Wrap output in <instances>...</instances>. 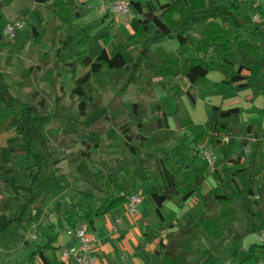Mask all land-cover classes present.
Masks as SVG:
<instances>
[{
	"label": "trees",
	"instance_id": "1",
	"mask_svg": "<svg viewBox=\"0 0 264 264\" xmlns=\"http://www.w3.org/2000/svg\"><path fill=\"white\" fill-rule=\"evenodd\" d=\"M133 1L131 0L132 4ZM14 2L15 0H0V41L5 38L3 10ZM33 2L52 9L56 17L70 16L75 9V4L66 0ZM147 7L148 14L138 19L136 31L127 38L122 39L115 34L104 35L105 47L98 52L96 58H92L89 52L90 32L105 23L109 14L67 30L66 34L79 37L78 50L71 59L64 61L61 59L62 51L69 45L68 39L60 37V32L65 29L64 22L56 19L50 25L35 21L30 23L28 35L31 45L44 48L40 51V61L35 66L38 70L45 71L42 80L54 82L59 71L64 78L70 77L74 83L71 95L79 98L78 111L81 117L89 116V109L94 102L91 90L94 75L105 69L112 71L119 82L127 87L136 85L143 89V83H153L152 76H143L146 70L144 62L150 61L154 64L155 76H182L187 79L188 85L183 87L176 84L170 89L176 102L173 112H169L165 100H156L152 105L154 114L148 116L143 101H133V121L127 112L115 115L119 108L125 107V103L121 101L115 106L117 100H112L98 116L93 119L88 117L86 131L102 134L111 127L118 128L124 136L120 154L97 151L99 142H92L84 133L67 128L60 134L56 128L48 129L49 136L43 141L51 138L61 144L67 140L66 149L53 152L64 153L63 157L77 169V174L72 177L66 174L62 176L54 169L45 181L41 180V176L48 156L38 150L24 121L25 117L36 114L32 103L15 98L21 105L18 112L12 103H7L0 97V104L3 103L13 111L7 129L14 128L16 131V135L9 138L6 146L0 145V176H5L9 184L14 183L17 191L31 193L27 205L33 204L41 196L52 197V190L54 187L58 188L61 176L75 191L74 198L78 196L72 202L74 206L67 215V222H51L40 239L27 238L20 242V254L28 264H38V260L41 264H54L47 251L55 252L60 248L56 243L62 230L83 223L93 229L98 217L128 202V193H116L114 187L107 190L105 183L97 180L98 176L108 180L110 186H118L123 173H132L143 182L152 180L149 194L161 217V207L165 202L181 193L185 200L195 193H202L207 183L209 166L203 160L198 146L208 138L214 146L227 145L228 141L223 140V136L231 138L233 125L239 122L242 111L238 106L227 108L215 105L211 109L212 115L205 122L198 123L194 120L187 102L195 107L200 99H205L212 71L223 73L228 82L251 86L255 95L264 91L263 7H258L262 20L254 26L236 18L234 10L237 9L240 13L243 10L241 4L236 2L232 3L231 8H227L218 0H171L155 8L148 1ZM111 22L109 26H112ZM197 25L202 28L199 34ZM159 35L176 38L178 46L173 51L162 45L154 48L153 37ZM114 38L117 42L109 50ZM7 61H10V56ZM62 63L63 66L60 67ZM78 66L89 69L78 76ZM35 67L26 69L24 74H29ZM7 75L8 73L0 71V92L10 88ZM22 77L17 79L19 85L23 84ZM32 95L41 108H47V91L39 89ZM119 95L121 93L117 97ZM170 116L176 117L182 131L172 127ZM231 117L232 122H227ZM17 154H24L29 163L23 167L22 176L15 177L12 181V176L16 173L11 162ZM60 159H55L54 164L57 165ZM223 162L224 165L220 168L218 161L215 169L226 186L211 187L206 193H202L200 218L197 221L187 219L182 227L168 232L169 243H163L161 249L156 251V264H189V256L196 253L194 242L199 236L209 245V249L200 255L201 258L218 252L225 235L236 233L247 217H254L258 211L263 210L256 195L264 196V187L258 186L260 178L255 165L251 163L243 166L241 153L236 157L225 156ZM90 165H98L100 171L93 172ZM81 179L85 182L86 191H91V194L81 190ZM25 180H30L31 184H27ZM36 187L37 191L34 190ZM63 201L58 200L57 205L61 207L64 205ZM216 204L225 208L218 217H212L208 212ZM9 210V203L3 204L0 201V242L3 233L14 223L25 221L24 211L11 217ZM255 247L257 245L252 246ZM259 247L264 249V243ZM0 264L21 263L19 257L12 259L10 251L0 243Z\"/></svg>",
	"mask_w": 264,
	"mask_h": 264
},
{
	"label": "crops",
	"instance_id": "2",
	"mask_svg": "<svg viewBox=\"0 0 264 264\" xmlns=\"http://www.w3.org/2000/svg\"><path fill=\"white\" fill-rule=\"evenodd\" d=\"M66 1L75 4V10L72 14L75 15L76 13L78 18H82L83 5H89L90 2L89 0ZM148 1L152 2L155 8H158L160 4L169 2L171 0H134L129 14L119 16L114 15V13H110L107 21L102 24L108 27V33L102 34L101 38L107 34H115L119 36V38L125 39L129 35L133 34L138 27V19L148 14ZM218 1L224 6L225 3L229 4L228 0ZM234 2L239 3L238 0H234ZM34 6L39 7L37 11H40V7H42L35 2L33 7ZM104 15L105 13L100 12L96 16H98V18H102ZM54 16L55 20H60V22L65 23V21L68 20V16L56 17L55 13ZM176 17L177 19H179V16ZM23 18H25L28 23L35 21L39 24L44 25L43 20V22L40 20H36L29 14L21 15L19 20H22ZM96 18L94 20H96ZM110 22L112 23V26H109ZM85 23L87 22H82V24ZM27 25L24 22L23 28L18 31L15 37V47L11 48L9 51H6L2 46L6 44L9 39L5 36V38L0 41V71L8 73V82H10L9 80L12 78L13 83L15 84H18L16 80L23 76L20 75L18 77L17 70L18 68H23L20 61L21 59H24V57H26V55L24 54L32 53L35 49H37L30 43V38L28 35L29 28L26 27ZM198 27L199 25H197V28ZM197 33L199 34L198 31ZM23 37H25V40L23 39ZM60 37H65L70 41L73 38V35H66V33H64L63 36L61 35ZM158 37V45H162L170 51H173L178 46L176 38L172 36L165 37L163 35H159ZM116 42L117 39L114 38L111 42V45L114 46ZM158 45L155 44L153 45V47L156 48ZM8 56H10V61H7ZM191 56L193 55L191 54ZM17 62L20 63L19 66L17 65ZM15 66H18V68L15 69V72H13ZM32 66L35 67L36 64H31L28 66V68ZM144 66L147 71H153L154 64L152 62L145 61ZM35 69L37 68L35 67ZM88 69L89 67L78 66L77 75H83L88 71ZM33 71H31L30 73H32ZM215 72L217 73L218 71ZM215 72H213V74H215ZM155 73L156 71L154 72V74ZM220 73L221 72H219V74L215 76L216 79L214 80L211 78L212 72L209 74L210 88L206 91L205 99L199 100L196 106V113L198 116L197 121L194 118V113L187 102L188 107L194 120L198 123L205 122L209 118V116L212 115L211 109L215 105H223L227 108L238 106L241 108L242 111L240 120L238 123H236V125H233L231 139L228 141L227 145L214 146L210 142L209 138L205 140V143L209 148L214 149L218 153L220 157L218 166L220 168L224 165L223 161L225 156L236 157L239 153H241L243 163L242 165L248 166L251 163L254 164L255 169L259 172L260 181L258 183V186L264 187V126H262V120L264 117V91L260 94L255 95L251 86H242L240 83L228 82L224 74ZM150 75L147 77H150ZM156 78H158L161 84L165 82V80H169L166 77L157 76L155 77V79ZM171 78L172 79L170 80H172L174 84L173 86H171L170 84L167 86V88L165 89L167 90V93H169V90L176 84H180L183 87H186L188 85L187 79L183 78L182 76ZM229 83L230 85H232V87L236 89L239 88L240 92L242 90H246L245 99H242L241 96L233 97L235 95L230 94L231 92H229L228 89ZM3 91H5V89L0 92L1 98ZM3 100L7 103H9L10 101H7L5 99ZM169 102L172 103L171 100H169ZM202 102L204 103L205 107L204 111L201 110L203 107ZM166 104L169 112H173L175 110L174 104H172L171 106V104L169 105L168 101H166ZM0 107H4V110L0 111V145L6 146L8 144L9 138L16 135V131L14 128L11 130L7 129V125L12 119L13 111L6 109L3 103L0 104ZM5 109L7 111H5ZM171 118L172 116H170V123L172 127L180 130L179 123L172 124ZM244 120H246L247 122L245 124V130L241 136H236V129L243 123ZM227 122L231 123L232 118H228ZM45 145L46 147H48V149H50L48 142H46ZM234 147L236 148L233 150ZM19 156L23 157V159H20L19 161L21 163V166H27L25 155L19 154ZM220 163L222 165H220ZM11 166L15 169V173H18V169L14 166L13 162H11ZM92 171L97 173L100 171V169L94 168V170ZM211 172V176L214 178V180L212 181V184L207 186V188L205 186V188L203 187L202 193H206L211 187H215L218 185L224 187L226 186V184L221 182L222 179L217 169L212 168ZM125 177L127 181L126 183H123ZM99 178L100 177L98 176L97 180L101 182ZM62 179V177L59 178V181L61 180L62 183H65L64 186H66L68 183L66 182V180ZM207 181H209V179H207ZM152 183V180L143 182L137 179L132 173H123L121 175L120 183L118 186L119 188H121L122 192L128 193V195L136 192L142 193L143 201L139 206V211L137 213H130L128 210V203H125L96 219L95 225L92 229L95 237L92 252L97 257V260L100 264H156V259L158 258L156 251L158 249H161V245L163 243H169V239L167 238L168 232L182 227L187 219L197 221L200 218L202 210V193H195L187 200L183 199L184 194L181 193L174 199L165 202V204L161 207V217L157 212L156 203L149 194ZM106 189L108 190L109 188L106 187ZM256 198H258V200L260 201L263 210L258 211L254 217H247L246 222L239 227L236 233L225 235L222 238L223 245L218 252L208 254L204 258H201L200 255L204 254L209 249V245L202 236H199L195 240L194 244L196 253L189 256L191 259H189V261H191V264H264V249L262 247H259V245H262V242L259 239L260 234L264 232V196H260L259 194H257ZM224 208L225 207L223 205L216 204L209 210L208 213L212 217H218L224 210ZM169 225H173L174 227L171 228L169 227ZM66 230H64V234H60L59 241L56 243L57 246L60 245V248L55 252L51 250L47 251L48 256L53 261L56 260L57 257L58 261H60V264H62V248L65 245H72L77 243V240L68 235ZM253 245H257V247L252 248ZM71 264L76 263L73 261Z\"/></svg>",
	"mask_w": 264,
	"mask_h": 264
},
{
	"label": "rangeland",
	"instance_id": "3",
	"mask_svg": "<svg viewBox=\"0 0 264 264\" xmlns=\"http://www.w3.org/2000/svg\"><path fill=\"white\" fill-rule=\"evenodd\" d=\"M89 1H90L89 5H85V6L83 5L82 18H78L76 13L75 15L72 14L68 16V20H66L64 23L65 29L60 32V36L61 35L63 36V34L66 33L67 30H69L70 28H74L78 25H82V22L88 23L94 20L96 17L98 18V16L96 15L101 12L100 11L101 1L100 0H89ZM228 2L229 4L225 3V7L231 8L234 0H228ZM238 2L242 5L243 10H241L240 14L237 11V9L234 10L236 18L243 22L248 21L245 23L254 26L256 22L253 20V15L257 12L256 8L251 3L249 4L244 3L242 0H238ZM33 5H34L33 0H15V2L12 5L6 7L3 10L2 24L4 25V27L5 25H8L10 23H15L20 19L21 15H25V14H29L30 16H33V18L36 20H40V21L43 20L44 25H50L53 22H55V18H54L55 16L52 9L40 7V11H37L39 7L38 6L33 7ZM108 14L110 16V13ZM22 20L26 23V25L28 24L26 27L30 28V23H28L25 18H23ZM197 30L200 33L201 30L200 25ZM105 33H108V27L105 25L98 26L97 28L93 29L90 32L91 39L88 46L91 57L95 58L97 52L102 47H105L103 37L101 38V35ZM158 38H159L158 36L153 37L152 42L154 45L159 44L157 42ZM23 39L25 40V37H23ZM78 39L79 37L77 36L75 37L73 34V38L69 41V45L65 46L62 51L61 59L63 61L67 59H71L74 56V53L77 52ZM14 42H15V37L9 39V41L2 46L6 51H9L11 48L15 47ZM112 46L113 45H110L108 49L110 50ZM35 48L37 49H35L32 53L24 54L26 55V57H24V59H21L20 61L21 66L23 67L22 69L18 68V66L20 65V63L18 62H17L18 66L14 67L13 72H15V69L18 68L17 70L18 77L20 75L24 76L21 78L23 84L21 85L15 84L13 83V79L11 78L9 80L11 82V83L9 82L10 88L8 90L5 89V91H3L2 98L7 101L10 100L9 102L13 103L15 110L18 112L21 110V105L19 103V100L14 99L15 97L24 102L32 103V107L36 111L35 115L25 117L24 121L27 124L28 133L34 137V143L38 145V150L44 155H49L47 161L44 164V170L41 176L42 181H45L46 178L50 175V173L54 169H57L58 174H61L62 176L63 174H66L69 177H72L74 174L75 175L77 174V169L74 166L70 165L68 160L63 157L64 153H61L60 151L53 152V150H57V149H63V150L66 149V146L68 145L67 140H64L63 143L61 144H57L55 140H52L51 138L47 139L46 141H43L46 137L48 138L49 136L47 133L48 129L56 128L58 133L60 134L63 133L65 130H67V128L77 131L80 134L84 133L85 135H88L87 136L89 137L88 139L91 140L92 142H99L100 147L96 149L97 151L102 153L120 154L122 151V147L124 146V136L121 135L118 128L111 127L102 134L86 131L85 123H87L88 117L93 119L96 116H98V114L105 111V109L112 100L113 101L117 100L115 102V106L119 104V102L121 101L125 103V107L119 108L115 112V115H120L127 112L131 120L133 121H135V116L132 112V105H131L133 101H143V104L146 105L148 116H152V114H154V110H153L154 108H152V105L153 102L156 100H161V101L165 100L168 101L169 105L171 104V106L172 104L176 105L175 98L174 96H172L171 91L169 90L170 92L167 93V90H165L169 84L171 86H173L174 84V82L170 80L172 79L171 77H166L169 80L168 81L165 80V82L161 84L158 78L155 79V77L157 76H155L154 72L153 71L151 72L149 70L147 71L146 69V72H144L143 75L145 78H147V76L151 74L150 77L151 76L153 77V83H143V89H140L136 85H130L127 87L125 84L120 83L119 79L114 76L112 71H110L109 69H105L102 72L95 73L93 78V83L91 84V90L93 91L94 102L89 109V116L81 117L78 111L79 98L71 95V89L74 83L70 77L64 78L62 76V72L59 71L55 75L56 80L54 82H45L42 80V76L45 71L38 70V68L35 69L32 73L24 74L26 69H28L29 65L31 64L35 65L40 61L39 54L41 50H44V48L43 47L42 48L35 47ZM62 66L63 63L60 65V67ZM213 72L215 71H212L211 78L214 80L216 79L215 76L219 74V72L217 73L215 72V74H213ZM39 89L45 90L48 93L47 108H41L38 102L34 100L32 93H35L36 90ZM228 89L229 92H231L230 94L235 95L233 97L241 96L242 99H245L246 90H242L240 92L239 88L236 89L232 87L230 83L228 85ZM119 93H121V95L117 97V94ZM169 100H171L172 103H170ZM200 100H204V99H200ZM188 104L190 105L189 107H191V110L194 113V118L197 121L198 120V116L196 113L197 105L194 107L190 104V102H188ZM202 106H201L202 107L201 110L204 111L205 107L203 102H202ZM0 108H1L0 111L4 110V107H0ZM6 109L5 111H7ZM171 119H172V124L178 123V120L176 119L175 116H172ZM262 121H263L262 126H264V117ZM246 123H247L246 120H244L243 123L237 127L236 136H241L243 134ZM45 142L49 143L50 149L46 147ZM54 145L56 147H54ZM235 148L236 147H234L233 150ZM17 155L13 157L12 162L14 166L18 169V173L12 176V181L15 180V177L20 178L22 176V171H23V167L19 162L20 159H23V157L19 156V154ZM59 157L61 159L58 161L57 165H55L54 160ZM28 163L29 162L27 160V165ZM220 165L222 164L220 163ZM90 166H92L91 167L92 170H94V168H99L98 165H95L96 167L94 165H90ZM211 171L212 168L209 167L208 168L209 181H207V183L205 184L206 188L207 186L212 184V181L214 180V178L211 176L212 174ZM0 178H2L0 179V201L3 204L9 203L10 210L8 214L11 217H13L16 214L22 213L23 211L25 212V221L14 223L8 231L3 233V235L1 236L0 243L4 249L10 251L12 259L19 257L21 264H28L26 259L22 258V255L20 254V249H19L20 242L27 238L40 239V236L43 233H45L46 226L51 222L58 223L60 220L67 222V215L69 214L70 210L73 208L72 206H74L72 202L74 200H77L78 196L74 198L75 191L73 190L72 186L71 187L68 185L64 186L65 183H62V181L60 180L58 183V188L56 187L57 188L56 189L54 187L53 189L54 191L52 190V194H53L52 197L46 198L45 196H41L33 204L27 205V203L29 202L28 200L31 197V193L26 192L24 190L17 191L14 183H12V185L9 184L6 181L5 176H1ZM62 180L65 179L63 178ZM99 180H101V182L103 183H106L105 186L108 187L109 189H112L114 187L116 193H123L121 188H119V186H113V185L110 186V184H108L109 183L108 180L102 178L101 179L99 178ZM126 181L127 179L125 177L123 183H126ZM25 182L27 184H31L30 180H25ZM221 182L226 184V182H224L223 180H221ZM79 184L81 186V190L86 191L87 188L85 187L86 186L85 182L82 179L80 180ZM34 190L37 191L38 187H36ZM86 192L88 194H91V191H86ZM60 199L64 200L63 201L64 205H62L61 207L57 205V201ZM61 233L64 234L65 233L64 230H62ZM53 262L54 264H60V261H58L57 257L56 260H54ZM37 263L41 264V261L38 260ZM189 264H191V261H189Z\"/></svg>",
	"mask_w": 264,
	"mask_h": 264
},
{
	"label": "built area",
	"instance_id": "4",
	"mask_svg": "<svg viewBox=\"0 0 264 264\" xmlns=\"http://www.w3.org/2000/svg\"><path fill=\"white\" fill-rule=\"evenodd\" d=\"M244 3H251L256 8L257 12L253 15L255 22H260L262 17L258 11V7L264 8V0H242ZM131 0H101L100 11L102 13H114L116 15H126L131 11ZM24 22L18 20L15 23L5 25L4 33L8 39L16 37L18 31L23 28ZM223 140L229 141L227 136H223ZM203 160L209 167L215 168L220 157L218 153L207 146L203 141L198 146ZM143 201V194L136 192L129 195L128 210L130 213H137L139 206ZM67 234L77 240L76 244L65 245L61 251V263L71 264L73 261L76 264H100L97 257L93 254L92 248L95 240L94 233L88 224L83 223L76 227H69L66 230ZM260 241L264 243V232L260 234Z\"/></svg>",
	"mask_w": 264,
	"mask_h": 264
}]
</instances>
